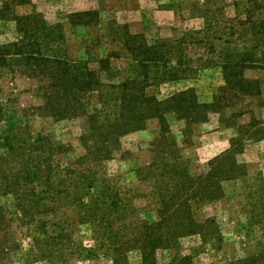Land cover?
<instances>
[{
  "label": "rangeland",
  "instance_id": "obj_1",
  "mask_svg": "<svg viewBox=\"0 0 264 264\" xmlns=\"http://www.w3.org/2000/svg\"><path fill=\"white\" fill-rule=\"evenodd\" d=\"M82 11H97L89 26L72 23ZM57 25L64 41L48 38ZM124 25L149 44H178L187 69L150 79L146 96L194 91L219 109L205 122L160 111L129 127L117 88L144 76ZM263 31L264 0H0V169L20 194H58L51 208H17L0 190V264H264ZM31 52L51 62L27 65ZM228 54L245 68L225 72ZM58 61L85 64L102 83L69 100L75 114L61 113L65 101L44 107L63 96ZM211 177L219 194L204 187Z\"/></svg>",
  "mask_w": 264,
  "mask_h": 264
},
{
  "label": "trees",
  "instance_id": "obj_2",
  "mask_svg": "<svg viewBox=\"0 0 264 264\" xmlns=\"http://www.w3.org/2000/svg\"><path fill=\"white\" fill-rule=\"evenodd\" d=\"M97 14V11H82L80 13H75L71 16L73 19V24L80 25V26H89L90 25V19L95 17ZM30 19V17H29ZM72 21V20H71ZM43 21L40 20L39 24ZM75 22V23H74ZM26 26L33 28L32 24L30 22L26 23ZM251 26L249 25V28ZM35 30L38 28L37 24L34 23ZM253 28V27H252ZM49 30V39L51 41H56L54 38L57 37V41H64V35L62 32H59L62 30L60 25L52 26L48 28ZM256 29V28H255ZM260 37L261 34L259 33ZM121 40L123 41L124 48L126 51L131 55V59L137 63V65L142 70V76L144 78L142 81H128L121 83L117 90L120 91V95L118 96V102L120 109H122V112H128V120H129V127H144L143 123L146 122V119L152 116L159 115L158 113L160 111H168V112H175L177 115H179L180 118L185 119L186 121H192L195 119L197 122H205L206 113L210 111L211 109H219L218 108V100L213 102L212 104H200L197 102V95L193 92L189 93H181L179 95H176L172 97L170 101L166 102H159L155 100L154 98H149L145 95V89L143 88V84L150 81V79H153L155 81L161 82L166 81L168 78H174L177 77L179 74L186 73L183 67L186 69L185 66H183L182 60L178 57H176V52L178 50V44L175 43H154L149 44L147 39L144 35L141 34H132L128 31L127 26H122V34H121ZM258 42H261L258 46L264 47V31L263 36L259 38ZM40 46V45H39ZM38 46V47H39ZM38 47L36 49H38ZM33 50V49H31ZM31 58H29L28 61H26L27 65H34L40 64L39 62H45L46 64L50 63L49 56H36L37 53L31 52L30 54ZM0 57H2V54H0ZM41 59V60H39ZM23 62V64H26ZM58 65L63 64L61 68L57 69V76L55 77V84L54 88L56 90V93L58 96L60 94H63V96L57 99V102L55 104L50 103L47 100V103L44 107L46 108H53L52 106L55 105V108H58L63 104L65 107L66 105L62 102L65 101L68 109L61 110L62 114H75L74 108H71V104H69V100H73V104L75 101H79L83 96H85L87 93H89L92 90H96L97 88L102 86V83L98 80L97 76L93 71H91L88 67L84 66L85 64H73L68 63L64 61L63 63L57 62ZM246 63V61H245ZM223 70L225 72L232 70L233 68H245V64L243 60H240V62H236L232 56L229 54L227 55V59L223 63ZM187 70V69H186ZM243 78V77H242ZM244 81H248L243 78ZM258 88V87H257ZM188 96V98H186ZM100 98V97H99ZM48 99V98H47ZM101 103L104 105L105 101L104 98L101 97ZM152 102V105H151ZM188 102V103H187ZM72 104V105H73ZM110 105V103L108 104ZM70 107V108H69ZM182 107L185 108V111L187 112V115L181 114ZM196 108L197 116H190L189 108ZM191 109V108H190ZM151 113H156L157 115H152ZM166 113V112H165ZM163 115V114H161ZM160 115V117H162ZM158 117V116H157ZM100 122V121H99ZM257 123V122H256ZM100 127L104 128V124L101 122ZM243 128H246V133H249L252 129H257L259 127L258 123H251L246 126H241ZM257 127V128H256ZM104 129H102L103 131ZM101 131V130H99ZM106 133V132H105ZM102 137V134H101ZM243 140L239 139L234 142L232 149L236 151L235 147L240 148L241 143ZM26 176L24 180L26 182L33 181L34 179L38 178V173L36 172H26ZM216 180V177H211L208 179V182H210V185H204L206 187V190L212 191L213 194L218 193L220 191V183L214 182ZM52 182V179L48 178V185H50ZM16 183L9 182L7 180V176H4L3 170L0 169V190H3V196H12L16 199L18 202L17 208H22V206L26 204H30L33 208H35V204L39 206L40 208H51L54 206V204L57 201L58 194H52L50 190L42 191L40 193H37L34 191L29 192H23V194L18 193L16 187ZM217 196H208L205 199L214 198ZM186 198V196H185ZM1 215V212H0ZM47 225V222H45L42 225V228H44ZM53 228L61 233H64V226L62 225H51ZM45 234L48 235V229L44 231ZM66 236V235H65ZM55 238H58L55 236Z\"/></svg>",
  "mask_w": 264,
  "mask_h": 264
}]
</instances>
